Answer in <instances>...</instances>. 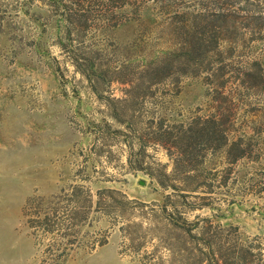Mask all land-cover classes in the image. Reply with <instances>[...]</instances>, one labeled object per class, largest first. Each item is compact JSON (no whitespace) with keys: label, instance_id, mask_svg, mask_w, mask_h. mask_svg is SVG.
Wrapping results in <instances>:
<instances>
[{"label":"rangeland","instance_id":"rangeland-1","mask_svg":"<svg viewBox=\"0 0 264 264\" xmlns=\"http://www.w3.org/2000/svg\"><path fill=\"white\" fill-rule=\"evenodd\" d=\"M0 264H264V0H0Z\"/></svg>","mask_w":264,"mask_h":264}]
</instances>
